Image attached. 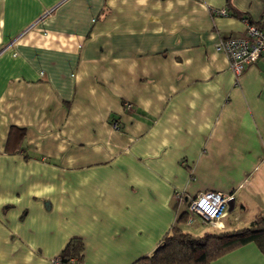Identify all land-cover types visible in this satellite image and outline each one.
Masks as SVG:
<instances>
[{"label":"crops","instance_id":"1","mask_svg":"<svg viewBox=\"0 0 264 264\" xmlns=\"http://www.w3.org/2000/svg\"><path fill=\"white\" fill-rule=\"evenodd\" d=\"M263 6L0 0V264H52L73 237L74 264H131L173 226L264 215V58L236 75L215 49ZM208 191L230 196L215 226L187 212ZM211 264L264 255L249 242Z\"/></svg>","mask_w":264,"mask_h":264},{"label":"trees","instance_id":"2","mask_svg":"<svg viewBox=\"0 0 264 264\" xmlns=\"http://www.w3.org/2000/svg\"><path fill=\"white\" fill-rule=\"evenodd\" d=\"M233 15L242 17L243 13L233 9ZM251 22V21H250ZM181 214L178 223L188 220ZM249 242H254L264 255V215L258 214L251 224L233 231L206 232L202 236H193L179 226H173L158 242L154 250L131 264H211L224 253ZM83 242L80 238H71L59 257L66 264L75 258H82Z\"/></svg>","mask_w":264,"mask_h":264},{"label":"built area","instance_id":"3","mask_svg":"<svg viewBox=\"0 0 264 264\" xmlns=\"http://www.w3.org/2000/svg\"><path fill=\"white\" fill-rule=\"evenodd\" d=\"M214 13L225 15L224 9L214 10ZM246 21L244 33L235 38L222 39L216 43V51L224 53L229 59V65L236 75H240L246 66L255 64L264 58V6L260 19L256 22ZM118 128V123L113 122ZM230 196L219 192H203L193 197L188 204V214L199 216L211 225H218V219L227 208ZM73 262V259L70 260ZM52 264H66L61 258L54 257Z\"/></svg>","mask_w":264,"mask_h":264}]
</instances>
